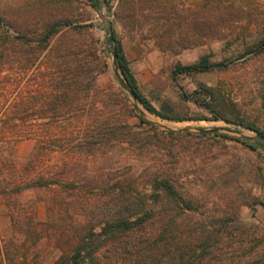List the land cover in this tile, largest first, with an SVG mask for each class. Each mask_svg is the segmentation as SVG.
I'll return each instance as SVG.
<instances>
[{
  "label": "trees",
  "instance_id": "obj_1",
  "mask_svg": "<svg viewBox=\"0 0 264 264\" xmlns=\"http://www.w3.org/2000/svg\"><path fill=\"white\" fill-rule=\"evenodd\" d=\"M121 1L117 19L124 14ZM139 1L142 13L161 10L157 0ZM89 3L100 7V0ZM86 19L47 4L17 17L0 13V216H8L24 234L22 240L12 236L3 241L1 264H42L45 257L38 251L29 256L28 249L44 237L54 253L48 264H264L263 230L243 221L236 210L210 219L196 217L200 199L179 190L163 169L147 175L149 193L137 190L132 174L110 179L89 170L85 159L105 156L116 147L139 156L150 153L158 133H206L158 129L135 113L125 96L106 101L105 87L97 82L103 48ZM113 35L112 50L137 100L152 113L184 119L156 109L141 92L114 30ZM256 50H264V40ZM225 65L202 57L172 73ZM129 115L139 123H130ZM243 124L264 135V129ZM230 138L251 149L257 143L264 147L260 139ZM25 139L34 143L22 156L16 145ZM56 186L79 198L68 219L64 198L40 199L46 204L44 220L36 218L34 206L20 201L25 191Z\"/></svg>",
  "mask_w": 264,
  "mask_h": 264
},
{
  "label": "rangeland",
  "instance_id": "obj_2",
  "mask_svg": "<svg viewBox=\"0 0 264 264\" xmlns=\"http://www.w3.org/2000/svg\"><path fill=\"white\" fill-rule=\"evenodd\" d=\"M119 3L120 0L106 3L100 0V7L96 9L89 0H0V13L17 17L23 11L41 9L47 4L61 13L72 9L75 14L87 16L85 22L93 23L91 31L103 48L97 82L105 87L106 101L112 103L116 97L125 96L134 112L142 111L152 124L217 125L248 135L257 132L243 123L264 129V50H256V45L264 40V0H157L161 10L155 13L152 9L147 13L137 9L142 1L122 0L124 14L117 19L115 11ZM103 17L112 21L141 92L156 109L184 119L166 118L148 111L122 87L114 73L113 42H107L108 23ZM202 57L209 62L224 61L226 65L202 71H178L173 76L178 65H190ZM126 118L130 123H139L135 115ZM218 133L229 137L213 133L170 137L158 133L152 137L155 145L151 146L150 153L139 156L116 147L105 156L85 160L90 171L97 169L104 178L132 174L140 193L151 190L147 175L163 169L175 178L179 190L200 199L196 217L210 219L222 211L236 210L243 221L264 231V205L261 204L264 203V147L257 143V147L251 149L230 138L238 137L237 132L221 129ZM33 143L30 139L18 142V154L26 155ZM52 195L67 202L68 210L64 215L71 213L79 199L56 186L25 191L20 201L25 207L34 206L36 218L44 220L46 204L40 199ZM18 231V226L8 216H0V264L3 241L12 236L24 238ZM51 247V241L44 237L32 244L28 253L31 256L38 251L40 257H45L42 264H48L54 258ZM22 249L24 246H20Z\"/></svg>",
  "mask_w": 264,
  "mask_h": 264
},
{
  "label": "water",
  "instance_id": "obj_3",
  "mask_svg": "<svg viewBox=\"0 0 264 264\" xmlns=\"http://www.w3.org/2000/svg\"><path fill=\"white\" fill-rule=\"evenodd\" d=\"M104 20L107 21L108 23V37H107V42L108 44H111L113 42L114 39V35H113V23L110 19L103 17ZM112 54V62H113V69H114V73L115 76L117 77V79L119 80V82L121 83L122 87L128 92V94L136 101L137 98L134 94V92L132 91V89L130 88V86L128 85V83L126 82L125 78L123 77L121 70L119 68L118 62L116 60V53L114 50L111 51ZM140 115L143 116V112L140 111ZM156 125H159L163 128H165L166 130H172V131H190L191 129H195L198 132H202V133H209V132H218L221 129H225L231 132H237L239 133L240 138H244V139H249L252 141H257V139H260L262 141H264V135L260 134V133H256L255 135H248L240 130L234 129V128H230V127H221V126H210V127H205V126H195L192 127L190 125H183V126H179V127H170V126H166L163 124H160L158 122H153Z\"/></svg>",
  "mask_w": 264,
  "mask_h": 264
},
{
  "label": "bare ground",
  "instance_id": "obj_4",
  "mask_svg": "<svg viewBox=\"0 0 264 264\" xmlns=\"http://www.w3.org/2000/svg\"><path fill=\"white\" fill-rule=\"evenodd\" d=\"M158 123L163 124V125H164V124H167V125L169 124V123H167V122H158ZM171 123H172V122H171ZM172 124H173V123H172ZM175 124H176V123H175ZM190 126L195 127L196 125H190ZM170 127H178V126H175V125H174V126H170Z\"/></svg>",
  "mask_w": 264,
  "mask_h": 264
},
{
  "label": "crops",
  "instance_id": "obj_5",
  "mask_svg": "<svg viewBox=\"0 0 264 264\" xmlns=\"http://www.w3.org/2000/svg\"><path fill=\"white\" fill-rule=\"evenodd\" d=\"M125 53V52H124ZM126 57L129 59L128 55L125 53Z\"/></svg>",
  "mask_w": 264,
  "mask_h": 264
}]
</instances>
